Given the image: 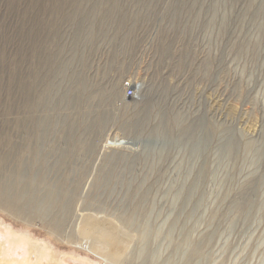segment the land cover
<instances>
[{"label":"rangeland","instance_id":"1","mask_svg":"<svg viewBox=\"0 0 264 264\" xmlns=\"http://www.w3.org/2000/svg\"><path fill=\"white\" fill-rule=\"evenodd\" d=\"M41 135L83 248L0 210L3 233L63 264H106L98 245L122 264H184L195 246L193 264H264V0H0L1 177Z\"/></svg>","mask_w":264,"mask_h":264},{"label":"bare ground","instance_id":"2","mask_svg":"<svg viewBox=\"0 0 264 264\" xmlns=\"http://www.w3.org/2000/svg\"><path fill=\"white\" fill-rule=\"evenodd\" d=\"M88 13L90 14L91 11ZM87 16H89V15H87ZM110 16H111V12L107 11L105 13V16H103V17H110ZM93 17H96V16H93ZM92 22H93V20H92ZM53 87H54V84L52 82L49 83V85L47 87L49 93L51 91L53 92ZM118 87H119L118 83H115L113 85V87L111 88V94L112 95L117 94ZM82 88L83 87H81V89ZM87 88H86V90H87ZM131 88H133V90ZM125 96L130 97V98L136 97L135 85H132V84L126 85ZM61 99H63L64 101L67 102L70 100V95L68 93L63 94ZM50 102H51V99H49V97H47V98L41 97L38 101V104L39 105L43 104V106H48V104ZM46 116L41 118V120H43V121L41 123H39L38 127L41 124L46 123L47 127L53 128V126L56 125L53 117L52 116L46 117ZM41 120H37L36 122H40ZM45 131L47 132L48 129H45ZM43 141H44V138L41 135L38 137L37 143H35L32 147H27V148L23 149V150L28 151V153L30 154L31 163H32L30 168L37 167V168H35L36 170L28 171V167L27 168L22 167V165H27V163L22 161V155L21 154H23V150H21V151L17 152V154H18L17 159L19 161V167L16 171H14L13 176L10 179H7V178L5 179L4 177L0 176V210L5 211L8 215V217H7L8 220L4 219L3 223L11 221L9 224L10 225L9 227L12 228L14 226V225H12V223H14V222L23 223L24 225H26L28 227V226H32V225L35 226V225H37V221H40L41 224L43 225V227L45 229H47L48 233L55 235V237H54L55 239L64 240V241L66 240L68 242V244L72 246V248H74L76 246L83 248V245H79V241L81 243V241H82L81 239L83 237L85 229H82L81 226H79V224H78L81 212L80 213L78 212L79 214L77 212H75L73 202L71 201V193L68 191L69 189L72 190L71 187L69 188V187H67V185H65L66 181L63 182L64 185H62L61 187L58 186L59 189H57L56 187H48V186L44 185V182L46 180V174H47L46 173V169H47V166H46L47 165V158H46V156L47 155L44 156V153L41 149V145L43 144ZM199 143H201V142H199ZM251 144H253V143H251ZM250 145H248V147ZM196 147H198V146H196ZM10 148H11L10 150H13L14 145L11 144ZM200 149H201V147H200ZM15 150L12 154L9 153V155L11 157L14 155ZM13 157H15V156H13ZM4 160L6 161V158H4ZM5 161L0 160V167H2V164H4ZM77 187H78V185L74 188V190H76ZM137 205H139V204H137ZM99 207H100V205H99ZM99 211H100V209H99ZM132 216L127 215V214L122 215L121 219H119L118 221L123 222L125 224V226H127L129 228L131 225H134ZM120 222H118V223H120ZM120 224L122 225V223H120ZM42 225L40 228H42ZM22 227H24V226H22ZM98 236H100V235H98ZM93 237H94V235H93ZM27 238H28V236L23 237V236L12 235L10 230H8L7 233H3L0 230V264H45V261H46V264H63V263L58 261L57 254L55 252L56 250L55 251H49L48 248L45 247L44 245H41L38 242H32L31 240H29ZM90 238H88V239H90ZM98 246H99V248L97 249L98 251L96 254L99 257H101L102 260H104L106 262V264H122V262L125 261V259L127 258L126 256H123L121 253L119 254L117 251L116 252L108 251L106 249H103L104 247L102 248L100 245H98ZM85 248H87V247H85ZM201 253L202 252L200 251L198 246L193 247L188 252L187 259H186L184 264H193L194 259ZM184 256H186V255H184ZM205 257L206 256H204V258ZM169 261H167V262H169ZM170 262H172V261H170ZM174 262H175V260H174ZM182 262H183V260H182ZM145 264H147V263H145ZM166 264H168V263H166ZM169 264H171V263H169Z\"/></svg>","mask_w":264,"mask_h":264},{"label":"built area","instance_id":"3","mask_svg":"<svg viewBox=\"0 0 264 264\" xmlns=\"http://www.w3.org/2000/svg\"><path fill=\"white\" fill-rule=\"evenodd\" d=\"M133 90V88H131Z\"/></svg>","mask_w":264,"mask_h":264}]
</instances>
